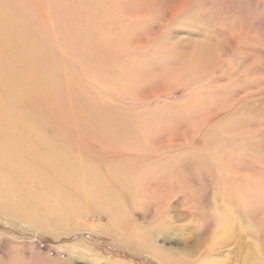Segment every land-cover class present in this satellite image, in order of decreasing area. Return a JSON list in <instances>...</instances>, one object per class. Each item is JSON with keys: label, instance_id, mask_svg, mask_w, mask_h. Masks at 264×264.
Wrapping results in <instances>:
<instances>
[{"label": "rangeland", "instance_id": "rangeland-1", "mask_svg": "<svg viewBox=\"0 0 264 264\" xmlns=\"http://www.w3.org/2000/svg\"><path fill=\"white\" fill-rule=\"evenodd\" d=\"M75 27L87 41L117 29L157 38L88 59L70 41ZM9 28L22 36L10 42ZM203 45L204 66H190L185 55ZM143 59L165 76L143 71ZM65 86L66 99L75 89L83 100L66 114ZM152 89L166 94L152 102ZM187 91L198 101L191 111ZM90 105L98 118L103 111L131 123L120 129L132 133L80 119ZM175 105L178 121L153 116L144 126L145 115H171ZM0 116L25 118L48 140L65 138L108 181L128 182L117 203L96 204L70 185L25 175L17 183L29 190L25 212L0 193V264H264V0H0ZM182 136L179 148L161 145ZM201 142L212 152L192 151Z\"/></svg>", "mask_w": 264, "mask_h": 264}, {"label": "bare ground", "instance_id": "bare-ground-1", "mask_svg": "<svg viewBox=\"0 0 264 264\" xmlns=\"http://www.w3.org/2000/svg\"><path fill=\"white\" fill-rule=\"evenodd\" d=\"M70 14L71 12H68L67 16H70ZM117 30L114 31L113 33H110L107 36L108 38L98 37V39L96 40L87 41L84 38L80 37L82 32L81 29L75 27L71 29L70 41L74 45L72 46L74 49H76L77 54H82L84 55V57H87L88 59H92V58L95 59V57L97 59L99 58L102 59L108 55L110 45H121L122 43H128L133 45L134 42L137 41V43L135 42V44L139 45V47L140 46L148 47V45L151 44L155 38H157V34L155 33L154 35L146 38L137 37L136 40L134 39L136 36L131 39L132 35L126 36V33L120 34V32H118ZM20 36L22 35L17 33L15 30H11L10 28L6 29L5 37L10 42L16 41L17 38H19ZM230 44L231 46L234 47L235 40L233 38L230 39ZM231 50H233V48L232 49L228 48V53ZM80 51L81 53H79ZM156 54H157L156 50L152 51L150 52V57H154ZM223 54L225 55V53ZM185 57L189 61L190 66L192 63L193 64L192 67L197 66L199 69L204 66L203 63H205L206 59L209 57V49L207 51V49H205L203 45L198 47L196 51L190 52L188 56L185 55ZM222 61L223 59L221 57L219 64L218 63L217 64L218 65L223 64ZM141 62H142L141 69L143 71L144 69H147L150 73H154L156 76L159 77L165 76L164 70H160V66H158L157 64H152L153 62H150L148 59H143ZM188 74L191 75L190 73ZM67 88L68 87L65 86V88H63L60 91L61 101L62 104H64L65 114L69 113L72 106H74V103L78 104V106L83 105L82 103L83 100L81 98L74 99L75 95L78 93L75 89L72 93L73 98L72 99L70 98L69 100L66 99V97L69 96V95H65ZM177 89L178 87H174L170 91L169 93L171 96L170 103H174L176 101L174 97L178 91ZM164 94L166 93L152 89L145 94V97L153 98L152 102H155ZM183 96L188 98V109L191 111L192 110L191 100H193V102H198V101H195L196 99L194 100L192 98L194 97L192 96V92L190 93H188V91L184 92ZM12 100H14L13 97ZM83 108L84 109H81V113L79 111L77 112V114L79 113L80 119L83 117H87L91 122L96 124L103 122L107 133L109 134L120 133L121 137L132 133V129L134 127L131 128L130 125H129L130 127L126 129H120L122 125L124 124L127 125L129 122L124 121L123 119H120L118 117H116L115 119L108 117L109 114L104 113L103 111L100 114L101 117L98 118L97 116L99 113L98 114L95 113L93 106L90 105V106H85ZM178 111L181 112L178 114ZM182 112L183 110L179 106L175 105L174 108L172 109L171 115L168 112H162V113L160 112L154 115H149V114L145 115V117L143 118V121L145 122L144 126L148 122L149 117H153V116L157 118L155 123L159 122L161 119H165L166 116H172L173 119L175 118L176 121H178V119L181 118ZM214 116L220 117L221 113L215 114ZM214 119L215 118H212V120ZM36 124L39 123L36 122ZM138 127L140 126L138 125ZM155 131L156 129H150V133H154ZM187 132L191 133L190 130ZM0 137L2 139V141L0 142V154L4 156L2 162L11 174V176L5 179L0 178V193L6 198V204L7 207L9 208H13L22 212L26 211L21 209L20 200L22 196L25 193H27L29 190L17 188V183L19 182L20 179L25 177V175H34V178L31 180L47 186L58 188L64 185H70L76 190L75 194L78 195L79 199L82 202L87 200H92V202L96 204H106L107 202L117 203V198H118L117 190L122 186L123 188L124 186L125 187L128 186V182H126L127 180L119 181L118 179L113 178L112 181H108L105 177L101 175V169L96 165H91L88 164L86 161H84L81 158V156L78 155L73 150V148L68 144L65 138H63V141L61 142L48 140L40 132L35 130L32 123L25 118H20L18 119V121L12 122L8 119V117L0 116ZM184 141H188V139L184 138V136L180 138L167 137L164 138V140L161 142V145L164 147L173 148V147L181 146ZM201 143L203 144V142ZM198 146H200L199 149H196L194 147L192 151L204 149L205 154H206V150L212 152V150L209 147V144L206 146L204 145L205 148L204 147L201 148V145ZM26 178L28 177L26 176ZM169 261L171 262V260L165 259V262L168 263Z\"/></svg>", "mask_w": 264, "mask_h": 264}, {"label": "trees", "instance_id": "trees-1", "mask_svg": "<svg viewBox=\"0 0 264 264\" xmlns=\"http://www.w3.org/2000/svg\"><path fill=\"white\" fill-rule=\"evenodd\" d=\"M146 260V259H145ZM147 262H150V261H148V260H146Z\"/></svg>", "mask_w": 264, "mask_h": 264}]
</instances>
